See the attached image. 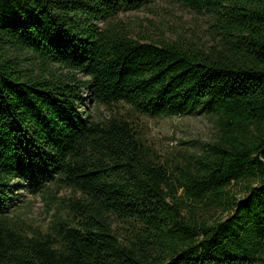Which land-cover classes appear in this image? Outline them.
<instances>
[{"label": "trees", "instance_id": "obj_1", "mask_svg": "<svg viewBox=\"0 0 264 264\" xmlns=\"http://www.w3.org/2000/svg\"><path fill=\"white\" fill-rule=\"evenodd\" d=\"M156 1L0 0V264H264V0H172L209 16L204 48L97 24ZM201 112L218 125L202 154L145 137L144 117ZM20 181L57 209L45 230L8 216Z\"/></svg>", "mask_w": 264, "mask_h": 264}, {"label": "rangeland", "instance_id": "obj_2", "mask_svg": "<svg viewBox=\"0 0 264 264\" xmlns=\"http://www.w3.org/2000/svg\"><path fill=\"white\" fill-rule=\"evenodd\" d=\"M210 18L205 13H200L182 7L172 0H158L153 4L134 11H122L113 19L97 22L99 28L124 29L128 37L138 42L159 44L161 42H179L183 45L194 43L204 48L212 44ZM61 71V70H60ZM67 70H64V73ZM81 80H87L86 76L79 74ZM88 96L85 109L91 112L96 122L104 123L110 120L117 112L116 107L100 106L93 104V99ZM88 94V93H87ZM144 134L148 142L164 157L170 160L202 154L205 146L217 139L218 125L215 118L206 112L188 114L186 116L143 118ZM257 186V182H252ZM26 181L14 184L13 192L16 194L10 199L11 207L8 216L15 222H22L31 228L45 230L52 220L47 215V206L41 195L32 194L27 188ZM54 197L59 191L58 198L67 199L74 193L71 189L59 185L56 181L48 183ZM247 182L238 185L233 184L229 193L231 197L242 199ZM47 197V195H46ZM60 200L57 201V204ZM208 200L206 201V203ZM188 203H194L188 201ZM196 208L194 218L199 222L213 225L218 221H224L228 213L217 206L202 207L194 203ZM189 216L188 212H185Z\"/></svg>", "mask_w": 264, "mask_h": 264}]
</instances>
